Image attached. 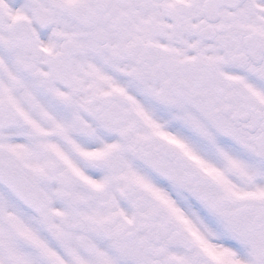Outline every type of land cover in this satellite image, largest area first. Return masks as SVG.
I'll use <instances>...</instances> for the list:
<instances>
[{
  "label": "flooded vegetation",
  "instance_id": "af4514ba",
  "mask_svg": "<svg viewBox=\"0 0 264 264\" xmlns=\"http://www.w3.org/2000/svg\"><path fill=\"white\" fill-rule=\"evenodd\" d=\"M0 151V264H264V0H0Z\"/></svg>",
  "mask_w": 264,
  "mask_h": 264
},
{
  "label": "water",
  "instance_id": "95a60500",
  "mask_svg": "<svg viewBox=\"0 0 264 264\" xmlns=\"http://www.w3.org/2000/svg\"><path fill=\"white\" fill-rule=\"evenodd\" d=\"M0 167L3 168L5 165L3 156H6L4 153L0 152ZM5 158V157H4ZM10 163L15 167L16 179L14 182H8L12 184V188L21 196L22 200L33 207L38 208L43 203V196L40 191L28 180L24 175L23 170L20 166L13 162L10 158ZM8 179V178H5Z\"/></svg>",
  "mask_w": 264,
  "mask_h": 264
}]
</instances>
